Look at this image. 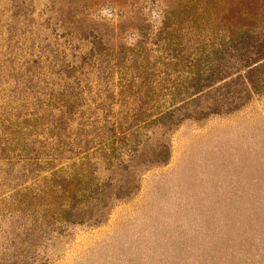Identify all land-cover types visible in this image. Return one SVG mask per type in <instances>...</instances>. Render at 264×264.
<instances>
[{
  "label": "rangeland",
  "instance_id": "374dc122",
  "mask_svg": "<svg viewBox=\"0 0 264 264\" xmlns=\"http://www.w3.org/2000/svg\"><path fill=\"white\" fill-rule=\"evenodd\" d=\"M214 1L220 25L264 6ZM135 7L145 63L126 60L139 21L115 28ZM167 11L162 0H0V134L16 139L12 159L0 146V264H264V75L249 69L264 57L235 43L203 94L179 90L185 69L155 36ZM232 80L222 99H200ZM171 103L184 109L159 122ZM62 168L88 172L71 221L52 216L57 196H29Z\"/></svg>",
  "mask_w": 264,
  "mask_h": 264
},
{
  "label": "trees",
  "instance_id": "16d2710c",
  "mask_svg": "<svg viewBox=\"0 0 264 264\" xmlns=\"http://www.w3.org/2000/svg\"><path fill=\"white\" fill-rule=\"evenodd\" d=\"M129 0H112L114 6L119 4H125ZM165 2V6L168 11L166 12V21L163 26L160 28L159 33L155 34L158 36L156 38L160 42L162 50H166L171 55V60L178 65L182 66L185 69L186 77L185 79H180L178 83L179 90L194 89L196 92L203 94L200 84L208 80L207 73L211 71V74L217 69L221 60H225V56L229 54V49L235 47L236 45L242 52L243 57H247L248 53L254 52V55L257 54V58L264 57L263 44H260L257 40L254 41V35H257L259 31L256 29L260 26H264V22L260 21L257 17L258 14L264 12V6L259 7V10L252 13L248 7H244L238 10L239 21L236 23H225L220 25L218 19H215V15H218L214 5V0H162ZM258 5H261V1L257 0ZM224 9V8H223ZM216 11V14L214 11ZM129 12L132 15L127 16V11H121L119 14L122 16V19L116 24L115 28L119 29L122 26V31L131 27V24L138 20L139 24L136 27L138 38L136 43L132 48H126L129 53L127 54L128 63H145L143 56L146 55V48L142 47V43L147 38L145 32L146 26L143 25L144 19L140 18V13L136 11V7L130 9ZM111 13H115V9H111ZM117 13V11H116ZM126 23V24H124ZM219 36V37H218ZM173 42L170 44V41ZM258 44V45H257ZM159 45V44H158ZM235 56V55H234ZM231 55V57H234ZM240 60H243L240 57ZM228 63H224L221 70L226 68H231ZM238 66V59L237 63ZM255 64V63H254ZM234 67V66H233ZM250 66H247L249 68ZM253 68V67H252ZM251 73L255 72L254 78L257 79L258 75H264V62H260L254 65V69L249 68ZM232 75V74H231ZM238 78V77H237ZM249 78V77H248ZM222 79L219 78L217 80ZM254 79V80H255ZM231 80V79H230ZM253 81H249L248 84H253ZM236 83L235 81H224L217 87H212L213 84L207 86V91L200 99L212 98L215 97L222 99L225 94L222 93L225 90V87ZM200 88V89H198ZM200 99H192L194 106H197V102ZM163 102L165 101L162 100ZM196 101V102H195ZM182 104L186 105L189 103L185 102L183 99L180 100ZM172 104V103H171ZM176 104L173 103L167 111H162L160 117H158L159 122H172L174 118L173 115L175 112L184 109L183 107H175ZM200 113L203 112V107H200ZM12 132L4 131L0 134V146L3 155L9 154L4 153L10 151L12 145L6 144L5 141H15L16 139L11 137ZM9 137H11L9 139ZM118 140L113 139V143H117ZM110 145V143H109ZM104 146H107L104 144ZM7 156V155H6ZM6 158H10L7 156ZM26 159H31V157L26 156ZM38 159V157H35ZM88 172L78 171L76 169H59L54 170L49 173V177H43L41 182H38L35 185L32 193L29 195L30 198L36 199L37 197L41 198L48 195L50 192L51 195L55 198V202L58 199H61L62 202H65L61 205H54L53 210H51L52 216H57L62 218L63 221H71V213L67 212L66 207L76 208V205L80 202L76 201L78 197H82L85 188H81L80 184L84 178H87ZM26 189V188H25ZM60 195V196H59ZM59 196V197H58ZM66 198V199H63ZM65 200V201H64ZM75 202V206L73 203ZM53 203V202H51Z\"/></svg>",
  "mask_w": 264,
  "mask_h": 264
}]
</instances>
